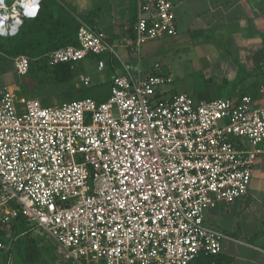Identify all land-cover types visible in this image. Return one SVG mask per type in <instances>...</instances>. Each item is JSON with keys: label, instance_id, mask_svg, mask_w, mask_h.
Listing matches in <instances>:
<instances>
[{"label": "built area", "instance_id": "built-area-1", "mask_svg": "<svg viewBox=\"0 0 264 264\" xmlns=\"http://www.w3.org/2000/svg\"><path fill=\"white\" fill-rule=\"evenodd\" d=\"M26 1L0 0V35L36 15L39 0ZM136 9L134 47L176 34L170 0H136ZM76 38L44 54L47 62L111 50L84 22ZM12 62L17 74L28 72L27 55ZM257 65L261 86L237 99L164 98L172 79L159 63L142 78L114 75L104 100L45 106L3 87L0 227L23 214L66 264H195L200 253L217 254L224 234L205 224L204 212L244 196L264 152V56Z\"/></svg>", "mask_w": 264, "mask_h": 264}, {"label": "crops", "instance_id": "crops-1", "mask_svg": "<svg viewBox=\"0 0 264 264\" xmlns=\"http://www.w3.org/2000/svg\"><path fill=\"white\" fill-rule=\"evenodd\" d=\"M58 1L74 14L86 16L90 13V20L79 19V24L84 22L102 31L111 47L110 51L93 54L96 70L91 74L84 67L74 69L76 61L71 62L73 71L70 69L61 80L74 85L67 91L80 88L78 82L83 83L85 77L89 80L83 84L89 86L94 77V84L106 83L107 95L114 75L147 76L150 72L143 75L140 62L145 55L161 46L163 40L166 41L163 46L167 45L168 51H186L191 64L203 73H218L212 77L205 76L206 80L214 78L224 87L226 96L220 98L255 95L263 82L257 62L264 56V0H170L175 14L176 34L145 41L139 47L132 45L136 0ZM98 61L103 62L101 69L97 67ZM14 72L12 58H0V89L8 87L15 96L21 97L25 89L19 74L14 76ZM103 97L100 99L104 100ZM259 147L264 148V145ZM204 222L224 234L218 255L230 258L229 264H264V152L254 161L247 193L231 203L206 209ZM12 224L0 231V243L3 245L0 248V264H20ZM39 233L40 230L32 227L31 236ZM217 263L225 264L226 260L221 259ZM195 264L207 263L197 259Z\"/></svg>", "mask_w": 264, "mask_h": 264}, {"label": "rangeland", "instance_id": "rangeland-1", "mask_svg": "<svg viewBox=\"0 0 264 264\" xmlns=\"http://www.w3.org/2000/svg\"><path fill=\"white\" fill-rule=\"evenodd\" d=\"M10 1H7V3H10ZM152 44L154 48L155 44ZM164 44H166L165 40L161 42V46L156 47L153 53L145 55L140 62L143 75H146L149 72H158V70L154 68L151 69L155 63L160 64V67L163 69L162 73L169 72L172 81L170 84L162 87V97L167 98L173 93H185L194 101H199L202 99L210 100L226 96L224 94V87L217 83L214 78L206 80V76L209 75V77H212L215 74H218L217 72L209 71L203 73L202 70L197 69L191 64L189 61L190 57L185 55L186 51L183 53L175 50L168 51V49H166L167 45L163 46ZM87 56V58L76 61L73 66L74 69H77V67H84L86 72L91 74L96 70V58L93 55ZM6 62L7 64L10 63L9 60ZM51 66L52 65L40 68L34 65V67H30L28 72L19 76L15 74L17 72H14V76L17 75L19 80H22L21 85L25 89L24 93H22L24 97L37 99L45 106H55L62 102L82 97L89 96L96 100H101L100 98L103 96V99H105V97L109 95H105V93H107L105 87L106 83L96 85L94 84V82H96V79H93L94 77L91 79L89 86H84V84L79 81L78 85L80 88L74 91H67L68 87L73 88L74 85H72V83L68 84L55 80L53 78V70ZM71 71H73L72 68ZM36 237L39 240V243L45 245V253L40 259H38L36 264H66L63 253H61L58 245L53 239L43 234L42 231L37 234Z\"/></svg>", "mask_w": 264, "mask_h": 264}, {"label": "trees", "instance_id": "trees-1", "mask_svg": "<svg viewBox=\"0 0 264 264\" xmlns=\"http://www.w3.org/2000/svg\"><path fill=\"white\" fill-rule=\"evenodd\" d=\"M58 0H39L38 10L34 17H24L14 35H0V58H14L18 55H27L30 67L45 68L50 66L44 54L66 46L77 45L76 32L79 19L89 21L88 15L74 14ZM2 54V55H1ZM259 61V60H258ZM258 63V62H257ZM53 78L63 80L71 69V62L52 65ZM12 224V234L16 236L15 248L20 257V264H36L45 253V245L39 243L35 234L30 235L33 224L19 214ZM3 228L0 227V231ZM197 259L207 264L217 263L225 259L229 264L231 259L217 254L200 253Z\"/></svg>", "mask_w": 264, "mask_h": 264}, {"label": "bare ground", "instance_id": "bare-ground-1", "mask_svg": "<svg viewBox=\"0 0 264 264\" xmlns=\"http://www.w3.org/2000/svg\"><path fill=\"white\" fill-rule=\"evenodd\" d=\"M25 3H32V0H28V1H26Z\"/></svg>", "mask_w": 264, "mask_h": 264}]
</instances>
